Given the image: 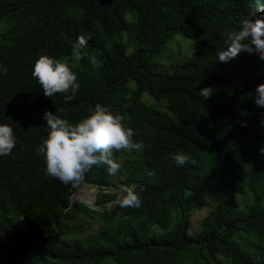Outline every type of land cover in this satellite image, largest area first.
Returning a JSON list of instances; mask_svg holds the SVG:
<instances>
[{"label": "trees", "instance_id": "obj_1", "mask_svg": "<svg viewBox=\"0 0 264 264\" xmlns=\"http://www.w3.org/2000/svg\"><path fill=\"white\" fill-rule=\"evenodd\" d=\"M263 2L0 0V121L16 137L0 156V264H264V156L253 139L264 122L254 98L264 58L241 50L217 59L228 32L264 13ZM175 34L192 52L159 71L151 59L168 54ZM78 35L87 38L79 59ZM45 52L77 73L71 100L46 97L31 75ZM205 86L207 98L197 93ZM97 102L122 116L141 147L114 151L116 174L92 165L76 185L46 175L36 151L43 111L74 122ZM174 152L188 161L177 165ZM83 183L97 189L93 205L70 200ZM127 186L139 207H120Z\"/></svg>", "mask_w": 264, "mask_h": 264}, {"label": "clouds", "instance_id": "obj_2", "mask_svg": "<svg viewBox=\"0 0 264 264\" xmlns=\"http://www.w3.org/2000/svg\"><path fill=\"white\" fill-rule=\"evenodd\" d=\"M252 14L251 18L241 22L238 30L228 32L226 47L218 51L217 59L227 61L235 58L241 50L258 51L261 58H264V13L260 14L258 10H253ZM86 43L87 38L84 35H78L73 42L72 51L77 59L81 57V49ZM3 71H6V68L0 67V72ZM31 75L46 97L66 93L64 99L71 100L80 86L77 73L68 63L46 52L38 54L35 58L31 66ZM210 89L211 87L205 86L197 93L207 98L212 93ZM254 98L257 105L264 107V82L256 86ZM60 113L61 110L57 108L55 112L48 109L43 111L42 118L47 133L36 151L43 158L45 174L55 177L62 183L78 184L83 173L92 165H105L109 174H116L121 164L115 158L114 151L135 150L141 147L139 141L133 140L134 129L123 123L119 113H114L100 102L89 107L86 114L74 122ZM257 125L258 132L253 139L261 140L262 150L259 152L264 156V122L261 120ZM15 144L13 127L7 122L0 121V156L10 153ZM171 159L177 165H184L188 161L183 152L172 153ZM147 174L153 173L149 171ZM140 203L135 189L131 186L125 187L119 199L120 207H139ZM86 204L93 205L92 202Z\"/></svg>", "mask_w": 264, "mask_h": 264}, {"label": "rangeland", "instance_id": "obj_3", "mask_svg": "<svg viewBox=\"0 0 264 264\" xmlns=\"http://www.w3.org/2000/svg\"><path fill=\"white\" fill-rule=\"evenodd\" d=\"M168 46V54L164 53V50L156 56H154L151 59V62L154 66L155 69L159 71H165V69H172V67H176L179 63H181L183 60L187 58L186 55H190L192 52L193 46H192V41L190 39H186L181 35L175 34V37L172 39V41L167 44ZM77 192V196L80 195V198H83L84 200H89L93 204V197L96 195V188L94 186L88 185L83 183L81 187L79 188ZM82 196V197H81ZM188 196H195L200 199H205L206 195H203L201 193H196V192H189ZM209 210V206L204 205L201 210L197 212V214L203 215L206 214L207 211ZM196 218L198 216H195ZM198 225L200 223L198 222L197 225L195 222L191 225L190 228V233L195 232L198 229Z\"/></svg>", "mask_w": 264, "mask_h": 264}, {"label": "water", "instance_id": "obj_4", "mask_svg": "<svg viewBox=\"0 0 264 264\" xmlns=\"http://www.w3.org/2000/svg\"><path fill=\"white\" fill-rule=\"evenodd\" d=\"M78 191L79 190H75L74 193L71 195V197H70L71 202H73L75 200H79V201H83L85 203H91V201H89V200H84V199H81V198L77 197L76 194H77Z\"/></svg>", "mask_w": 264, "mask_h": 264}]
</instances>
